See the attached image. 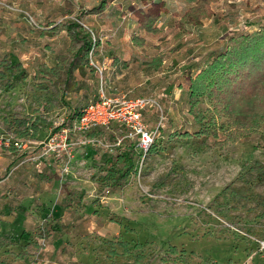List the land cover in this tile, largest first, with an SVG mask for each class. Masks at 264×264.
<instances>
[{
  "label": "rangeland",
  "instance_id": "rangeland-1",
  "mask_svg": "<svg viewBox=\"0 0 264 264\" xmlns=\"http://www.w3.org/2000/svg\"><path fill=\"white\" fill-rule=\"evenodd\" d=\"M154 1L166 12L146 32L140 0L98 15L100 0H0V264H264V122L243 99L212 116L185 80L264 27V0H215L183 27L195 0ZM72 22L91 44L59 29ZM101 86L148 100V151L117 125L49 145Z\"/></svg>",
  "mask_w": 264,
  "mask_h": 264
},
{
  "label": "trees",
  "instance_id": "trees-1",
  "mask_svg": "<svg viewBox=\"0 0 264 264\" xmlns=\"http://www.w3.org/2000/svg\"><path fill=\"white\" fill-rule=\"evenodd\" d=\"M114 1L100 0L98 6L85 14H102ZM213 1L215 0H195L182 15L179 26H196L203 20L211 19L213 13L209 9V3ZM129 10L138 27L150 32L155 29L154 24L161 14L166 12V6L163 1L140 0V4L130 6ZM59 29L67 31L74 38L81 34L85 44H91L90 33L79 23L63 24ZM84 52L88 56L89 48L86 47ZM185 80L190 99L206 98L213 107L212 116L228 115V106L232 102L251 100V115L256 127H259L264 122V113H261L264 112V27L229 38L222 52L214 56L195 76L187 74ZM204 131L206 130L200 133ZM183 136L190 135L185 133Z\"/></svg>",
  "mask_w": 264,
  "mask_h": 264
},
{
  "label": "built area",
  "instance_id": "built-area-1",
  "mask_svg": "<svg viewBox=\"0 0 264 264\" xmlns=\"http://www.w3.org/2000/svg\"><path fill=\"white\" fill-rule=\"evenodd\" d=\"M145 98L126 99L125 97H113L101 86L97 97L86 103L65 127H61L60 134L54 136L49 145L57 146L62 150H70L74 146L86 142L88 134L99 130L107 131L113 125L121 126L123 135L118 139L119 143L124 140L137 139L141 151H148L155 141L156 132L147 129L142 121V111L147 106ZM59 139L60 142L56 143ZM3 146L22 149L23 144L13 138H5ZM69 150V151H70Z\"/></svg>",
  "mask_w": 264,
  "mask_h": 264
},
{
  "label": "crops",
  "instance_id": "crops-1",
  "mask_svg": "<svg viewBox=\"0 0 264 264\" xmlns=\"http://www.w3.org/2000/svg\"><path fill=\"white\" fill-rule=\"evenodd\" d=\"M107 91V90H106ZM108 93V92H107ZM109 94V93H108ZM88 103V102H87ZM98 131H96V132H91V133H89L88 134V136H90V135H92V134H96Z\"/></svg>",
  "mask_w": 264,
  "mask_h": 264
}]
</instances>
